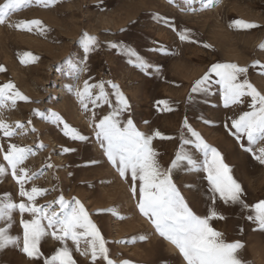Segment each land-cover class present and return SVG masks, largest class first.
Listing matches in <instances>:
<instances>
[{
    "label": "rangeland",
    "instance_id": "obj_1",
    "mask_svg": "<svg viewBox=\"0 0 264 264\" xmlns=\"http://www.w3.org/2000/svg\"><path fill=\"white\" fill-rule=\"evenodd\" d=\"M5 2L0 0V4ZM207 4L208 0H194V10H187L184 0L173 3L169 0H56L48 6H27L0 25V67L4 69L0 72V86L11 82L15 86L13 91L28 97L27 101L17 99L15 107L10 101L0 107V121L16 132L12 137H5L0 130V148L6 150L14 143L33 150L34 154L29 155L21 167L32 176L25 183L26 190L32 187L45 190L36 197V205L51 204L59 212L55 202L61 195L65 200L78 199L108 241L109 258L115 264L122 261L182 264V257L139 213L137 200L130 192V177L127 181L121 178L96 140L92 112L100 117L107 109L102 113L89 106L90 110L85 112L75 95V88H82L89 77L93 78L91 83L103 79L119 86L131 105L139 131L148 135L159 131L165 137H172L152 140L162 167H167L175 158L182 130L186 137L192 138L187 129H182L187 118L191 128L216 148L230 166L234 179L244 190L245 202L254 205L264 200V166L252 158V153L242 151L232 135L234 130L226 127L231 123L230 118L236 119L242 111L250 109L246 104L226 108L214 73L211 74L210 95L191 93L195 82L208 73L213 64L235 63L248 68L249 82L264 94V75L261 74L264 68L260 66L264 65V49L260 48L264 44V0H212L211 5L205 7ZM21 20L41 21L44 33L10 26ZM234 20L254 23L257 27L230 26ZM185 29L189 30L186 33L189 39L182 41L178 33ZM85 33L96 37L98 46L86 62L89 71L81 72L79 79H74L68 75L65 60L69 56L74 59L83 56L80 41ZM113 43L119 47L111 48ZM125 46L135 49L150 67L141 70L135 63H129V57L123 52ZM256 61H260V65L253 67ZM68 85L73 86V91L68 90ZM107 90L111 92L110 86ZM190 94L194 103L189 102ZM110 98L115 101L114 96ZM160 100H167L172 111L161 110L164 106L156 104ZM37 111L45 116L49 112L57 113L70 127L87 136L88 141L65 136L62 124L36 115ZM17 123L24 125L23 131L16 129ZM65 148L75 151L64 152ZM185 148L195 153L194 145ZM3 155L0 152V164L7 168ZM198 184L203 191L207 181L198 178ZM6 193L14 203L28 202L27 197L19 196V185L10 168L0 177V199ZM208 206L205 196L194 210L202 215ZM109 209H115L118 215H113ZM217 211L226 219L213 220L212 226L224 234L226 241L243 243L239 256L244 264H264V231L255 230L256 225L246 219L248 210L241 212L238 206L218 202ZM13 216L11 234H22L19 227L22 217L18 211ZM23 218L31 216L24 213ZM0 227L7 225L0 221ZM141 236L144 239H139ZM89 239L81 238L80 251H77L71 240L61 242L49 235L41 242V252L49 257L67 243L76 264H93ZM81 252L86 254L81 255ZM0 260L5 264H32L19 250L0 253ZM97 264L106 262L97 257Z\"/></svg>",
    "mask_w": 264,
    "mask_h": 264
},
{
    "label": "snow or ice",
    "instance_id": "obj_2",
    "mask_svg": "<svg viewBox=\"0 0 264 264\" xmlns=\"http://www.w3.org/2000/svg\"><path fill=\"white\" fill-rule=\"evenodd\" d=\"M55 2L56 0H6L5 3L0 4V25L5 24L13 13L27 6L33 4L48 6ZM173 2L174 0H169V3ZM193 3L194 0H184L187 10H194ZM211 3L212 0H208L205 7L210 6ZM10 26L24 28L29 32L36 29L40 34L45 31L39 20H21ZM230 26L244 29L257 27L254 23L242 20H234ZM188 31L185 29L178 33L180 40L189 39L186 34ZM80 43L83 47V56L80 59L69 56L65 60L68 65V75L74 79H79L81 72L89 71L86 62L89 60V54L96 50L95 46H98L97 38L87 33ZM110 47L117 48L119 45L113 43ZM260 48L264 49V44H261ZM123 52L129 57L128 62L135 63V66L141 70L150 67L135 49L125 46ZM24 55L31 56V53ZM256 65H260V61H256L253 67ZM260 66L264 68V65ZM3 71V67H0V72ZM212 73L218 78L215 84L219 85L226 108L246 104L250 109L242 111L236 119L230 118L231 123L226 127L234 130L232 135L239 142L242 151L252 153V158L264 166V146H260L264 145V94L249 82L248 68L240 67L235 63L213 64L209 72L195 82L191 93L210 95L213 88ZM261 74L264 75V72ZM92 79L89 77L85 80L82 88H75V95L85 112L90 110L89 106L92 109H100L102 113L107 109L106 114L100 117H97L94 110L92 112L95 137L104 150L108 162L116 167L121 178L127 181L130 177V192L137 200L136 207L139 213L150 222L159 236L175 247L179 257H182V264H244L239 256L244 247L243 243L226 241L224 234L212 226V221L226 219L217 211L218 202H223L224 205L238 206L241 212L248 210L246 219L256 225L255 230L264 231V200L254 205L245 202L244 190L234 179L230 166L225 163L216 148L208 145L200 134L191 128L187 118L183 122L182 129H187L192 138L186 137L182 130L179 137L180 146L175 158L167 167H162L157 159L158 154L152 146V140L154 137L161 139L172 137H165L159 131H155L152 135L139 131L134 123L131 105L119 90V86L103 79L91 83ZM107 86H110L111 92L107 90ZM14 88L11 82L0 86V107L6 106L9 101L12 107H15L17 99L28 100V97L19 91H13ZM68 90L73 91V86L68 85ZM110 96H114L115 101ZM189 102H195L191 94ZM156 104L158 107L164 106L161 110L172 111L167 100L157 101ZM35 114L50 119L52 123L62 124L64 135L73 140L86 143L89 139L70 127L55 112H49L47 116L38 111ZM15 127L22 131L24 129V125L20 123ZM0 130H3L5 137L16 134L15 130L10 129L3 121H0ZM32 131L35 129L33 128ZM186 145H194L195 153L200 155L187 151ZM63 151L70 152L75 149L65 148ZM0 152L4 153L3 160L7 162V168L11 169V175L19 185V196L27 197L28 201L14 203L11 195L7 193L0 199V221H4L7 225L0 227V253L19 250L30 258L32 264H76L67 243H63L51 256L45 257L41 252L42 240L49 235L61 242L71 240L76 245V250L80 251L81 238L90 237L87 244L90 247L93 264H97V257L106 264H115V261L109 258V248L106 247L108 241L101 235V230L78 199L73 197L71 200H65L61 195L55 202L59 205V212L55 211L51 204L36 205V197L43 195L45 190L38 187H32L30 191L26 190L25 183L31 180L32 176L21 167L28 156L34 154L31 148L20 147L13 143L6 150L0 148ZM7 168L0 164V177L6 174ZM181 172L186 175H177ZM198 178L207 181L203 191L198 184ZM205 196L209 206L204 214H197L194 210L195 205ZM16 211L22 217L19 221L22 234L13 235L11 234L13 213ZM108 211L118 215L115 209ZM24 213H29L31 218H23ZM118 218L124 219L122 216ZM57 232L60 235H57ZM242 233L243 229H241ZM139 239L144 237L141 236ZM134 240L135 238L133 242ZM122 242L117 241V243ZM85 254L86 252H81V255ZM0 264L5 262L0 260ZM121 264H130V262L122 261Z\"/></svg>",
    "mask_w": 264,
    "mask_h": 264
}]
</instances>
